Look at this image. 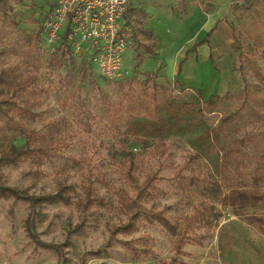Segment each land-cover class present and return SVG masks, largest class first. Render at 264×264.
<instances>
[{
	"label": "rangeland",
	"instance_id": "374dc122",
	"mask_svg": "<svg viewBox=\"0 0 264 264\" xmlns=\"http://www.w3.org/2000/svg\"><path fill=\"white\" fill-rule=\"evenodd\" d=\"M195 2L179 0L169 7L175 15H180L188 3ZM52 3L53 0H23L17 4L13 13L15 23L0 26V49L8 51L23 45L21 42L26 36L39 34L44 13ZM234 3L224 17L235 24L231 12ZM137 4L131 8L145 12L144 6ZM159 22L158 26L163 27L168 20ZM170 28L172 37L176 38L174 25ZM64 50L48 53L43 46L32 62L7 53L0 57V67L15 66L17 73L27 80L22 96L27 127L44 132L49 122L66 119L68 126L64 133L68 146H63L62 152L65 156L83 159V167L68 168L66 159H50L35 179L26 174L30 170L29 161L21 160L3 167V180L7 186L29 195L53 193L58 171L67 166V180L76 184L78 192L81 184L91 179L104 198L105 206L83 210L73 204L44 202L31 208L22 199L0 198V264H163L172 258L176 259L175 264H264V201L225 205L214 202L216 216H211L209 224H197L190 232V239L200 240L201 244L189 242L183 246L181 254L172 248L174 236L156 222L140 220L135 231L122 232L120 226L127 219L114 194L117 187H123L136 197V189L127 180V170L136 178V184L148 173L155 172L160 193L142 203L155 210L166 207L165 215L170 221L192 211L174 175L179 166L184 167L185 174L215 172V158L204 153L205 132L217 122L219 114L211 113L175 128L173 122L186 115L171 113L162 107L168 132L158 137L142 130L140 113L133 112L134 128L128 125L125 95L139 90L138 82L153 73H156L154 81L166 86L180 103L198 104L212 95L235 93L244 86L238 70L239 52L230 45L219 57L215 55L212 65L201 57L196 66L192 56L184 71L194 81L180 83L174 80L176 74L164 73L165 63L168 72L174 71L175 61L182 57H177L176 44L156 57L133 43L124 54L130 76L116 80L101 77L87 57L74 56ZM254 58L262 77L249 72L248 81L256 83L257 92L264 95V55L257 52ZM244 126L255 130L261 127L248 120ZM122 136L130 138L126 145L120 140ZM16 142L21 143V140L16 139ZM230 185L264 191V183H254L246 170L243 177L232 179ZM228 190L229 186L225 185L223 191ZM190 202L198 203V196L192 197ZM31 212L29 228L36 238L25 228ZM34 239L51 247H43ZM129 244L139 249L140 254L133 253Z\"/></svg>",
	"mask_w": 264,
	"mask_h": 264
},
{
	"label": "trees",
	"instance_id": "16d2710c",
	"mask_svg": "<svg viewBox=\"0 0 264 264\" xmlns=\"http://www.w3.org/2000/svg\"><path fill=\"white\" fill-rule=\"evenodd\" d=\"M22 2L23 0H0V26L15 23L13 19L15 6ZM231 12L235 24L228 20L226 22L232 37L231 47L239 52L238 70L244 82L241 90L232 94L212 95L198 104L180 103L166 86L154 81L156 73H153L138 82L139 90L129 91L125 95L129 110L128 125L134 128L133 112L140 113L143 116L142 130L158 137L168 132L161 114L162 107L171 113L186 115L173 122L172 126L175 128L185 123L196 122L211 113L219 114L217 122L205 132L207 143L204 153L215 158V172L185 174L184 167L179 166L174 175L177 187L191 205V212L170 221L165 215L166 207L155 210L142 203L160 193L157 185L159 178L155 172L148 173L141 183L136 184V178L127 170L126 177L136 189V197L130 195L123 187L114 190L117 205L127 219L121 224V231L126 234L135 231L140 220L156 222L174 236L172 248L175 253L183 254L182 248L189 242L201 244L200 240L190 239V232L197 224H209L211 216H216L214 202L225 205L229 202L244 204L264 201V191L230 185L232 179L243 177L245 170L254 183H264V95L257 92L259 86L256 83L248 81L249 72L258 78L262 77L254 56L257 52L264 55V0H242L240 3L232 4ZM143 17L144 13L140 10L135 11L134 43L148 53H155L157 42L153 40L152 32L143 26ZM213 30L214 28H210L201 43L208 40ZM21 43L24 44H19L8 51L0 49V57L12 53L32 62L43 47L38 33L26 36ZM64 51L68 52L67 49ZM26 81L17 73L15 66L0 67V198L22 199L28 202L31 208L44 202L73 204L83 210H89L93 206H105L104 198L97 192L91 179H86L78 192L76 184L67 180V166L61 167L58 171L53 193L29 195L5 184L3 167L21 160L29 161L30 170L26 174L35 179L42 173L44 163L50 159H66L68 168L83 167V159L65 156L62 152L63 146H68L64 133L68 126L66 119L60 118L49 122L44 132H37L25 124L26 109L22 96L26 89ZM233 103L234 108H231ZM191 113L192 116H188ZM246 120L261 127L256 130L246 129L244 126ZM16 139H20L21 143H17ZM120 140L126 145L130 138L122 136ZM97 180L106 184L102 179ZM225 185L229 186L227 193L223 191ZM195 196H198L199 202L191 203V198ZM203 198H208L209 201ZM32 216V212L28 214L25 228L32 238H36L32 228H29ZM36 242L40 243L37 240ZM40 244L43 247H51L44 243ZM128 246L133 253L140 254L139 249L130 244ZM175 262L176 259L172 258L162 263Z\"/></svg>",
	"mask_w": 264,
	"mask_h": 264
},
{
	"label": "built area",
	"instance_id": "2783aa9c",
	"mask_svg": "<svg viewBox=\"0 0 264 264\" xmlns=\"http://www.w3.org/2000/svg\"><path fill=\"white\" fill-rule=\"evenodd\" d=\"M130 0H53L39 36L45 51L67 49L85 56L107 80L130 76L125 52L134 43V24L126 14Z\"/></svg>",
	"mask_w": 264,
	"mask_h": 264
},
{
	"label": "crops",
	"instance_id": "0c3cea01",
	"mask_svg": "<svg viewBox=\"0 0 264 264\" xmlns=\"http://www.w3.org/2000/svg\"><path fill=\"white\" fill-rule=\"evenodd\" d=\"M177 1L179 0H130L126 17L134 24V13L139 9H132L133 5L138 3L137 5L144 6L145 12L141 11L145 15L142 20L143 26L152 32L153 39L155 38L158 47H156L155 53L149 54L159 57L161 53H164V50L168 51L176 44L177 49H179L177 57L180 55L182 57L178 62L175 61L174 71L170 70L169 72L167 71V63L162 60L166 64L164 73L167 76L176 74L174 79L176 82L189 83L194 81L184 71L189 58L194 56L196 66L202 58L205 63L212 65L215 55L219 57L226 47H230V28L224 15L231 3L241 0H196L193 4L188 3L182 14L175 15L172 7L169 6L170 3H176ZM152 20H154V23H152ZM161 20H168V23L160 27L158 24ZM172 25H174L176 38H173L170 32L172 31L170 28ZM210 28H214V30L208 40L201 43ZM163 57H165V54H163ZM159 66L160 64H158Z\"/></svg>",
	"mask_w": 264,
	"mask_h": 264
}]
</instances>
